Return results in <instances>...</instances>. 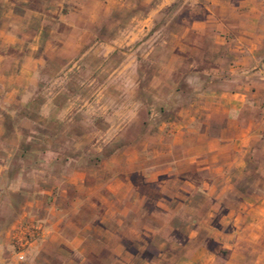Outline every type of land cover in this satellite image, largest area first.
<instances>
[{"label":"crops","instance_id":"crops-1","mask_svg":"<svg viewBox=\"0 0 264 264\" xmlns=\"http://www.w3.org/2000/svg\"><path fill=\"white\" fill-rule=\"evenodd\" d=\"M115 28L120 35L110 37ZM143 30L158 39L145 54L150 62L157 61L162 47L165 74L180 72L196 84L190 81L188 103L165 122L169 134L162 171L158 152L151 150L149 168L131 172L161 190L176 188L179 176L204 172L208 177L197 182L182 178L181 188L203 191L217 206L223 191L232 189L233 175V210H212L204 219L219 223L205 230L224 254L200 240L194 245L197 233L189 231L182 264H264V0H0V140L14 133L9 125L18 124L11 113L15 95L30 92L26 80L47 62L67 64L85 45H128L140 41ZM153 68L151 77H159ZM169 85L166 91L174 92ZM152 86L160 92L156 83ZM52 154V162L33 167L37 173L31 180L29 166L22 163L29 154L0 149V264L14 229L31 210L43 207L52 214L42 218L46 223L38 243L57 232V193L60 198L67 183L79 188L74 176L66 179L53 166L61 156ZM122 170L118 188L126 189L130 169ZM86 171L75 167L70 174H91ZM161 173L175 179L168 178L170 186L159 182ZM255 174L262 178L249 180Z\"/></svg>","mask_w":264,"mask_h":264},{"label":"rangeland","instance_id":"rangeland-1","mask_svg":"<svg viewBox=\"0 0 264 264\" xmlns=\"http://www.w3.org/2000/svg\"><path fill=\"white\" fill-rule=\"evenodd\" d=\"M141 7L145 10L148 5ZM161 16L164 22L165 13ZM151 32L143 30L141 40L128 45L79 47L71 62H47L42 71L26 80L30 92L15 95L11 113L19 121L8 126L14 135L0 140V149L27 152L29 157L22 163L29 166L26 177L31 180L37 173L33 167L52 162L56 152L61 160L53 166L66 179L74 176L79 188L67 183L60 198L57 193L61 218L57 232H49L36 243L39 237L21 260L15 255L16 240L10 238L4 264H182L189 231L197 233L194 245L200 240L207 249L224 254L219 241L205 230L219 223L204 219L212 210H233V175L232 189L223 191L221 206H217L213 196L181 188L182 178L197 182L208 177L204 172L179 176L176 188L163 190L131 172L149 168L151 150L158 152L162 171L169 134L165 122L188 103L189 89H193L190 83L196 84L195 78L180 72L165 74L162 47L157 61L150 62L145 54L158 40L150 38ZM158 33L164 35L165 27ZM109 34L117 38L120 32L115 28ZM155 65L159 77L153 78ZM170 82L176 92L166 91ZM154 83L160 92L151 91ZM22 116L26 119L21 120ZM45 150L47 154L41 155ZM13 162L19 165L17 158ZM75 167L91 174L71 175ZM124 167L130 169L128 190L118 188L117 172ZM168 178L159 174L165 187L171 184ZM248 178L257 181L262 175ZM47 215L52 216L37 207L21 223L38 222L42 229L46 223L42 218Z\"/></svg>","mask_w":264,"mask_h":264},{"label":"built area","instance_id":"built-area-1","mask_svg":"<svg viewBox=\"0 0 264 264\" xmlns=\"http://www.w3.org/2000/svg\"><path fill=\"white\" fill-rule=\"evenodd\" d=\"M40 232L41 225L38 222H27L14 229L12 238L16 240L15 255L18 260L23 259L25 250L40 237Z\"/></svg>","mask_w":264,"mask_h":264}]
</instances>
